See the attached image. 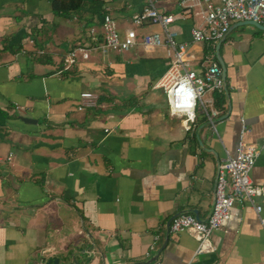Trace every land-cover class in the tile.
<instances>
[{"label": "crops", "instance_id": "crops-1", "mask_svg": "<svg viewBox=\"0 0 264 264\" xmlns=\"http://www.w3.org/2000/svg\"><path fill=\"white\" fill-rule=\"evenodd\" d=\"M181 1L155 6L174 16L192 67L202 69L213 55L190 34L202 25V4ZM53 2L0 0V264H264V196L259 213L232 206L210 253L195 255L196 237L170 231L178 214L207 220L242 119L246 142L261 147L251 178L264 187V30L231 24L219 48L224 115L210 127L197 111L187 130L186 116L172 114L153 87L169 65L164 46L107 54L91 47L102 40L105 14L123 32L144 0H83L69 16ZM79 45L89 57L64 70L65 55ZM83 91L96 103L79 110ZM128 98L138 102L124 112Z\"/></svg>", "mask_w": 264, "mask_h": 264}, {"label": "built area", "instance_id": "built-area-1", "mask_svg": "<svg viewBox=\"0 0 264 264\" xmlns=\"http://www.w3.org/2000/svg\"><path fill=\"white\" fill-rule=\"evenodd\" d=\"M199 0L202 4L203 22L201 26L191 28L193 42L216 44L226 36L231 24L240 21H256L264 25V0ZM185 0L181 4H185ZM174 16L159 11L155 0H144L141 12L132 18V27L121 31L116 20L105 14L101 23L102 40L91 47L102 54L110 51L125 52L141 45L145 51L164 46L168 58V68L155 82L154 88L161 89L165 94L169 110L172 114L185 115L184 126L190 129V123L199 111L205 117L206 124H214L223 115V109L217 108L214 98H206L207 93H223L226 81L223 69L215 59L209 61L202 69L192 67V57L186 44L178 40L177 31L171 27ZM144 24H156L161 31H154L139 36L135 27ZM92 40L96 36L90 30ZM23 52H26L23 49ZM90 49L83 46L71 48L64 57V70L72 69L80 59L89 57ZM81 100L78 109L83 104L95 105L96 95L90 91L80 93ZM22 110L23 107H16ZM242 127L234 154L227 153L225 162L218 168L215 181L214 201L207 220L202 221L196 216L182 213L174 216L170 221V231L173 233L186 231L198 240L195 255L210 253L214 250L210 237L228 219L230 210L235 203L249 204L259 213L262 206L257 199L264 196V187L255 185L251 178V171L261 147L245 140L246 126L241 120ZM8 159H11V154ZM264 227V219H261ZM158 239V235H155Z\"/></svg>", "mask_w": 264, "mask_h": 264}, {"label": "trees", "instance_id": "trees-1", "mask_svg": "<svg viewBox=\"0 0 264 264\" xmlns=\"http://www.w3.org/2000/svg\"><path fill=\"white\" fill-rule=\"evenodd\" d=\"M83 0H54L53 2V10L56 13H60L63 16H69L70 13L79 10L82 6H83ZM216 44H211L208 43V49L209 52L213 55V59L216 60V62H218V64L220 65V62L217 59L216 56ZM74 68V67H73ZM214 104L217 108H222V105L224 103V99H223V95H221V93L215 92L214 93ZM98 102H101L102 100H106L105 97H98ZM137 98H128L126 99L125 103L121 104L124 109H126V111L124 112H128L133 110V108H135L136 104H137ZM204 123L206 124L205 121V117L203 119Z\"/></svg>", "mask_w": 264, "mask_h": 264}, {"label": "water", "instance_id": "water-1", "mask_svg": "<svg viewBox=\"0 0 264 264\" xmlns=\"http://www.w3.org/2000/svg\"><path fill=\"white\" fill-rule=\"evenodd\" d=\"M237 24L240 25V26H241V25H243V26L250 25V26H254V27H256V28H258V29H260V30H264V25H263V24H261V23H259V22H256V21H252V20H249V21H240V22H237ZM222 40H223V39H222ZM222 40L219 41V42L217 43V45H216V56H217V59H218V61L220 62L221 66H222V69H223V75H224V77H225V72H226L225 69H226V68H225V66H224L223 60H222L221 55H220V52H219V48H220V45H221ZM21 119H22L23 121H26V122H33V123L36 122L35 119L29 118V117H21ZM204 125H205V124H203V126H204ZM57 262H58V260L55 261V263H57Z\"/></svg>", "mask_w": 264, "mask_h": 264}]
</instances>
